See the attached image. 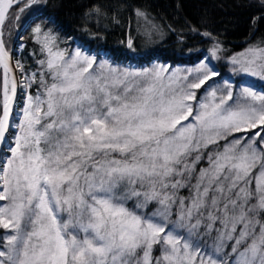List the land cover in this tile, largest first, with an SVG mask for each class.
Returning <instances> with one entry per match:
<instances>
[{
  "label": "snow or ice",
  "instance_id": "6c2138e0",
  "mask_svg": "<svg viewBox=\"0 0 264 264\" xmlns=\"http://www.w3.org/2000/svg\"><path fill=\"white\" fill-rule=\"evenodd\" d=\"M38 2L0 0V264H264V90L207 57L97 63L41 25L29 74L4 36ZM227 60L264 81V41Z\"/></svg>",
  "mask_w": 264,
  "mask_h": 264
},
{
  "label": "trees",
  "instance_id": "16d2710c",
  "mask_svg": "<svg viewBox=\"0 0 264 264\" xmlns=\"http://www.w3.org/2000/svg\"><path fill=\"white\" fill-rule=\"evenodd\" d=\"M138 10L145 16H138ZM36 25L51 30L68 51L76 46L95 57L138 67L153 62L194 66L211 58L210 49L219 42L224 58L215 64L220 66L228 56L264 41V0H39L18 24L13 21L5 28L14 62L20 60L29 74L40 58L32 35ZM205 31L214 39L203 37ZM257 80L264 90V81ZM19 106L22 99L17 110Z\"/></svg>",
  "mask_w": 264,
  "mask_h": 264
},
{
  "label": "rangeland",
  "instance_id": "374dc122",
  "mask_svg": "<svg viewBox=\"0 0 264 264\" xmlns=\"http://www.w3.org/2000/svg\"><path fill=\"white\" fill-rule=\"evenodd\" d=\"M20 34V33H19ZM19 37V35H18ZM77 48L79 47H74L72 50H70L69 52H72L74 50H76ZM80 51L83 53V54H86V55H90L88 53L87 50L85 49H81L79 48ZM12 52V50H11ZM90 56H93V55H90ZM13 58V57H12ZM211 62V66L214 67L216 69V71L219 73V76L216 77L215 79L217 80L218 83H220L221 85L224 84L225 81H228V82H231L234 84V86H239L241 81L245 82L246 84H248L249 86H252L253 89L255 91H262L260 90L259 88V85H258V80L256 77H250V76H247V75H243V74H240V75H237L235 73L232 72V65H230L228 63V60L227 58L223 61H221L219 64L220 66H217L215 64V61L217 62V60H212V58H208ZM102 60H107L109 63L113 64L114 66L118 65V66H121V67H128V68H131V69H135V70H140V69H144V68H153L154 66H160V65H163V66H167V67H170L171 69H190V68H193L195 67L196 65L194 66H171L169 64H164V63H161V62H153L149 65H146V66H143V67H138L136 66L135 64H117L113 61H111L108 57H106L105 55H100L98 57H96V62L99 63L100 61ZM13 63L14 60H13ZM23 103V101H22ZM14 135V134H13ZM12 139H10L11 141ZM1 233L4 231V230H0ZM227 251H230V249H227Z\"/></svg>",
  "mask_w": 264,
  "mask_h": 264
},
{
  "label": "water",
  "instance_id": "95a60500",
  "mask_svg": "<svg viewBox=\"0 0 264 264\" xmlns=\"http://www.w3.org/2000/svg\"><path fill=\"white\" fill-rule=\"evenodd\" d=\"M22 33V31L20 32V34ZM19 34V35H20ZM12 53V52H11ZM10 139H11V132L8 134V140L10 141ZM5 150H6V148H5Z\"/></svg>",
  "mask_w": 264,
  "mask_h": 264
}]
</instances>
